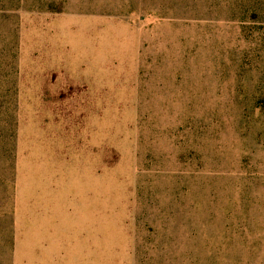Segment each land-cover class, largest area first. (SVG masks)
Segmentation results:
<instances>
[{
    "label": "rangeland",
    "instance_id": "1",
    "mask_svg": "<svg viewBox=\"0 0 264 264\" xmlns=\"http://www.w3.org/2000/svg\"><path fill=\"white\" fill-rule=\"evenodd\" d=\"M0 264H264V0H0Z\"/></svg>",
    "mask_w": 264,
    "mask_h": 264
}]
</instances>
